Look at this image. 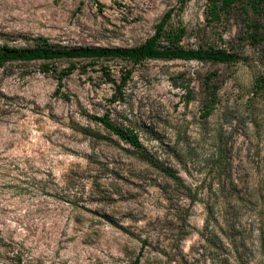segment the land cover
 I'll return each instance as SVG.
<instances>
[{
	"label": "rangeland",
	"instance_id": "obj_1",
	"mask_svg": "<svg viewBox=\"0 0 264 264\" xmlns=\"http://www.w3.org/2000/svg\"><path fill=\"white\" fill-rule=\"evenodd\" d=\"M249 1L211 22L207 0H0V46L131 49L169 14L182 48L235 58L0 66V264H264V6Z\"/></svg>",
	"mask_w": 264,
	"mask_h": 264
},
{
	"label": "trees",
	"instance_id": "obj_2",
	"mask_svg": "<svg viewBox=\"0 0 264 264\" xmlns=\"http://www.w3.org/2000/svg\"><path fill=\"white\" fill-rule=\"evenodd\" d=\"M239 1L240 0H207V19L211 22L218 21L224 13L228 12ZM248 5L254 14H259L264 6V0H250ZM168 18L169 14H166L156 25L154 34L136 48L56 50L46 45L26 49H13L7 46H0V66L11 62L51 61L59 59H90L93 61L99 59H119L133 65L147 60H180L220 64H228L235 60L234 55L227 53L225 50L204 51L202 49L194 50L182 48L180 42L184 35V30L167 29L166 25ZM249 37L254 42L259 41L257 36L253 33H251ZM70 72L71 70H68V73ZM209 79V77L206 78L204 88L206 94L212 97L214 94L209 92ZM210 112L211 109L208 106L205 115H209ZM92 119L102 124V126L108 129L119 140L130 145L134 150H143L138 134L134 133L130 128L116 126L105 116H94ZM169 177L177 186H182L180 178H174L171 175H169ZM146 244L147 242L143 241V245ZM131 264H140V257L138 256Z\"/></svg>",
	"mask_w": 264,
	"mask_h": 264
}]
</instances>
